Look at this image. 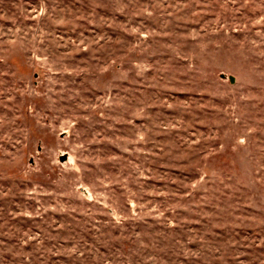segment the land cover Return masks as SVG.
Segmentation results:
<instances>
[{"label":"rangeland","instance_id":"obj_1","mask_svg":"<svg viewBox=\"0 0 264 264\" xmlns=\"http://www.w3.org/2000/svg\"><path fill=\"white\" fill-rule=\"evenodd\" d=\"M0 264H264V0H0Z\"/></svg>","mask_w":264,"mask_h":264}]
</instances>
